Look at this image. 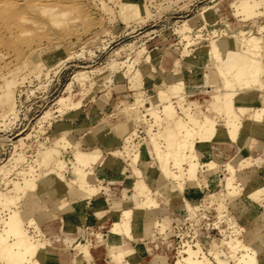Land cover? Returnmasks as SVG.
Segmentation results:
<instances>
[{
	"label": "rangeland",
	"instance_id": "374dc122",
	"mask_svg": "<svg viewBox=\"0 0 264 264\" xmlns=\"http://www.w3.org/2000/svg\"><path fill=\"white\" fill-rule=\"evenodd\" d=\"M5 1L6 9L0 11V193L6 195L16 193L12 191L11 181H21L23 175L29 173L37 183L40 181L45 171L40 163V152L45 147H54L53 139L66 133L88 155L96 150L102 153L100 159L90 158L94 166L92 170L99 179L96 181L98 186H115V191H111L117 195L124 187L130 189L135 180L142 179L136 171L145 168L140 161L132 165L128 151L148 146L149 127L150 132L158 129L153 122L150 126V116L146 110L158 100V87L167 88L173 81L184 82L179 99L173 98L178 113L182 115L178 106L182 102L190 109H202L218 123L216 127L223 130L221 124L226 123L225 109L230 102L223 97L227 87L221 78L220 68L233 61L229 74L238 82L236 91L246 90L248 85L243 82L246 73L233 74L235 60L240 59L241 54L238 56L231 52L247 48L243 37L249 33L254 32L257 36L264 34V0H142V11L137 13L130 7L123 8L122 0ZM242 2L251 7H240ZM204 8L205 13L199 18L196 14ZM63 9H67L68 13L62 21L54 23ZM19 16H27L30 20L16 27L14 22ZM239 28H242V32L234 34ZM20 30L26 31L20 33ZM211 41L217 48L215 55H208L204 63L199 62V51ZM261 59L262 82L249 85L253 89L243 100L251 101L252 107L240 112L242 116L253 117L264 100V58ZM192 68H197L196 74H191ZM204 70L209 73L205 81L201 79ZM212 95L215 96V103L212 110L206 111ZM60 97L67 98V105L58 102ZM137 100H142L138 104L140 113L123 109L124 103ZM127 113H132L133 117L137 114L138 117L124 119ZM123 119L126 129L134 127V131H129V142L121 145L118 153H113L112 147H107L105 142L120 138L113 125ZM110 124L108 128L106 125ZM139 127L146 134L144 138L141 137L143 131L137 133ZM254 141L252 139L250 147H253ZM62 143L58 147L64 165L59 171L71 181L75 179L71 170L73 165H77L74 158L77 148ZM164 145L161 149H164ZM102 147L103 150L100 149ZM226 150L214 151L208 156L196 149L199 163L196 181L202 191L192 194L201 198L200 205L193 207L185 200L161 205L156 201V205L144 215V220L149 219L151 227L152 219L155 221L158 234L166 230L171 239L169 247L159 243L153 249L162 254L163 264L181 256L186 243H199L202 251L208 255V249L215 250L224 234L242 238L244 228H248L243 234L245 239L257 235L260 238L258 241L264 245V223L261 218L254 212L247 217L248 207L238 196L233 199L234 204H225L224 196L230 190L226 187V179L230 174L224 162L237 151L232 146ZM242 152L252 157V164L237 172L235 184L239 188L230 190V193L243 192L263 182L260 185V203L264 209V149L256 152L242 149ZM149 165L158 168L159 162L152 159ZM100 166L106 170L99 171ZM123 168L133 175L128 185L112 176L105 182L104 174L124 173ZM171 181L174 182L173 178ZM149 187L153 193V186ZM60 192L35 188L24 196L20 195L16 203L22 213L34 215L36 221L40 222L48 215L38 210L36 196L55 199ZM95 193L90 195L88 202L97 196L107 201L112 199L107 196L105 188H98ZM133 201L130 199L126 204L131 205ZM205 202L208 206H203ZM75 208L82 222L84 215L94 214L85 208L83 197ZM218 209H225L227 215L216 227L214 222ZM111 211L115 212L114 209ZM107 212L104 210L92 216L100 225L96 226V231L108 234L109 240H113L116 248H119L116 260L123 264L137 258L134 262L132 260L133 264H150L153 254L136 249V240L110 233L108 225L115 215ZM5 213L4 207L0 206V222ZM29 221L27 219L23 226L28 234H37ZM150 236H144V245L153 244ZM179 236H182V244L177 250L175 246ZM187 236L192 238H184ZM126 249L131 252H124Z\"/></svg>",
	"mask_w": 264,
	"mask_h": 264
},
{
	"label": "bare ground",
	"instance_id": "6f19581e",
	"mask_svg": "<svg viewBox=\"0 0 264 264\" xmlns=\"http://www.w3.org/2000/svg\"><path fill=\"white\" fill-rule=\"evenodd\" d=\"M122 1L123 8L130 7L136 13L142 11V0ZM0 2L2 3H0V11H5L6 1L0 0ZM240 7L247 8L251 7V5L242 2ZM205 8L196 14L199 18L203 17ZM67 13V9L61 10L58 18L53 22L57 23L62 21ZM18 14L20 13L18 12ZM28 20L30 18L27 16H19L14 24L16 27H20V25ZM24 31L26 30H20V33ZM241 32L242 28H239L234 34L238 35ZM243 40L248 44L247 48L241 51L236 49L231 53L233 55L239 54L238 56L241 54V58L237 59L240 61L237 62L235 60L236 65L233 67V74L246 73L243 81L248 85L246 90L241 92L236 91V84L238 82L232 78L233 75L229 74V69L234 64L233 61L225 63L224 68H220L221 78L227 87V91L223 94V97L227 102H230L225 109L227 117L226 123L225 125L221 124L223 130L216 127L218 123L214 122V119L212 120L210 115L202 109H190L182 102L178 105L182 115L178 113L175 99L173 100V98L179 99L181 96L180 92L185 86L184 82L173 81L167 88L158 87V100L152 102L150 107L146 109L150 116V119H148L151 123L150 126L154 123L158 126V129L156 132H150L151 128L149 127L150 139L147 142L148 146H143L141 149H136L132 152L130 150L128 151L131 164L135 165L140 161L141 165L145 168L143 171H136L138 175L142 176V179L135 180L134 186L131 184L130 189L128 187L121 189L119 195L111 191L116 188L115 186L107 184L106 187H103L106 189L107 196L112 199L111 201L99 199L98 202L107 201V208L114 209L115 211L112 212L109 210L107 212L108 214L115 215V218L108 225L110 233L136 240L135 248L139 249L140 252L153 254V249L159 243H164L167 247L170 244L171 239L166 234V230L158 234L155 221L152 219L151 227L148 221L149 219L144 220V215L156 205V201L160 205L165 202H172L173 204V202L180 200H185L188 205L193 207L199 204L201 198L192 194L198 190L202 191L199 187V182L196 181L198 179L197 170L199 164L196 149L204 151L208 156L214 151L225 152L231 146L237 150L224 162L230 174V177L226 179V187L230 190L239 188V185L235 184L237 172L252 164L250 162L252 157L243 153L242 149L245 142H248L250 145L252 139H255L254 135L260 134L264 136V100L261 106L255 110L253 117L242 116L240 112L252 107L251 101L243 100L250 93V90L253 89L249 85L262 82L263 68L260 59L264 58V34L257 36L254 32H251L247 36H244ZM215 48L214 41H211L206 48H202L199 51L198 61L204 63L208 55H215ZM227 54L230 56L229 53ZM192 70L191 74H196L197 68H192ZM208 77L209 73L207 70L201 72L202 80L205 81ZM66 101L67 98L64 97L58 99V102L63 105H67ZM141 101L126 102L124 103L123 109L129 108L133 109L136 113H140L138 104ZM236 102L237 104H235ZM214 103L215 96L212 95L206 111L212 110ZM75 105L73 104V106ZM135 117H138L137 114L136 116L134 114L133 117L132 113H127L124 119L129 118L132 120ZM124 119L119 120L113 125V128H116V132L120 135V138H111L105 142L107 147H112L111 150L113 153L116 151L118 153L121 145L129 142V131H134V127H131V130L126 129L127 125ZM140 130L143 131L139 127L137 130L138 134ZM143 133L141 135L142 138L146 135L144 131ZM53 140L55 142L54 147H45L40 152V163L45 169L40 181L37 183L36 178L31 177L28 173L22 176L21 181H11L12 191L16 192L14 195L0 193V206H3L6 210L5 216L0 222V261L2 264H47L44 262V259L49 258L51 260L50 264H55L53 256L56 252L54 248L58 247L59 264H86L82 254L88 255L90 246H95L102 242L107 247V253L105 255L106 264H120L116 260V251L119 248H116L115 242L109 240L108 234L96 231V226L100 225L92 215L86 216V219L83 220L84 222L80 221L78 211L75 208L82 197L84 201H87L90 195H93L98 188L103 189L101 185L98 186L96 184V181L99 179L95 176L92 170L94 166L90 162L91 157H94L95 160L100 159L102 153L100 150H96L93 154L88 155L71 138V135L67 133L60 134ZM135 141L138 142V140ZM65 142L77 148L74 157L77 165H73L71 170L75 179L71 181H68L59 171L64 165V160L59 156L60 150L58 146L61 143L65 144ZM162 144H165L164 149H161ZM152 159L158 160V168L149 165V160ZM213 163L216 162L214 161ZM105 170L103 166L99 167V171L102 172ZM123 172L104 174L103 178L107 182L108 177L112 176L113 179H120L124 185H128L129 178L133 177V175L124 168ZM239 176L241 177V174ZM171 178H173L174 182L171 181ZM187 183L191 184L187 185ZM262 183L255 184L243 192L230 193L229 190L224 196L225 204H234L233 199L238 196L248 207L245 215L248 217L254 212L264 223V209H262L260 203L262 199L260 196V185ZM149 185L153 186V193ZM35 188L48 192L61 190L59 197L55 199H50L43 195L36 196L35 203L37 204L38 210L48 215L47 218L40 222L36 221L34 215L22 213L16 203V199H19L25 193ZM206 189H209V186H206ZM130 199L134 201L131 205H127L126 203ZM123 203L124 205H122ZM207 204L205 202L203 206H208ZM95 213L99 215L102 211H96ZM104 215L98 218L100 219ZM226 215L227 212L225 209H218L214 222L215 225L217 224L216 227L218 223L224 220ZM185 216L187 217V215ZM27 219L33 224L36 230L35 232H37L35 234L36 236L28 234L26 228L23 226ZM230 220L232 223V218ZM247 229L244 228L242 238H238L232 234H222L223 238L221 243L216 245L217 248L215 250L208 249V255L213 260L202 251L199 243H195L194 245L186 243L183 254L178 257L176 256L173 261L166 264H264V245L261 241H258L260 238H257V235L245 239L243 234L247 232ZM223 233H225L224 230ZM149 235H151L149 238L153 241V244L144 245V236ZM158 238L159 240H157ZM41 245L45 246L39 248ZM124 252L130 253L131 250L126 249ZM132 260L134 262L137 258ZM132 260H124L125 262L123 264H133ZM231 260H234V262L231 263ZM163 261L164 257L162 254L155 253L150 264H163Z\"/></svg>",
	"mask_w": 264,
	"mask_h": 264
},
{
	"label": "crops",
	"instance_id": "0c3cea01",
	"mask_svg": "<svg viewBox=\"0 0 264 264\" xmlns=\"http://www.w3.org/2000/svg\"><path fill=\"white\" fill-rule=\"evenodd\" d=\"M112 124H110L109 126L106 125L108 128H110ZM255 141L253 143V147H250L249 143L245 142L243 144V149L251 152V151H257L258 149H264V136L260 135V134H256L254 135ZM95 143H99L98 141H96ZM100 144V143H99ZM101 145V144H100ZM95 146V145H94ZM92 146V147H94ZM102 146V145H101ZM246 147V148H245ZM101 150H103V147L100 148ZM92 197V196H91ZM102 198V196H97L91 199V201H84V206L87 209V211L89 210L90 213H94L92 215H95L96 211H104L107 210L109 211V209L107 208V201H100L97 202V199ZM105 202V206H102V204ZM100 203V204H99ZM96 205H100L99 207H96ZM152 208V207H151ZM91 215V214H90ZM84 220L86 219L87 215H84ZM105 233V232H104ZM133 244V242H131ZM45 245H41L39 246V248L44 247ZM105 248V249H104ZM55 255L53 256L54 262L55 264H59V260H58V247H55ZM155 253H160V251H158L157 249L153 251ZM106 247L101 243L95 245V246H90L89 250H88V255H84L82 254V257L84 258L86 264H106L105 262V258H106ZM45 263H51V260L49 258L44 259ZM139 262V260H138Z\"/></svg>",
	"mask_w": 264,
	"mask_h": 264
},
{
	"label": "built area",
	"instance_id": "2783aa9c",
	"mask_svg": "<svg viewBox=\"0 0 264 264\" xmlns=\"http://www.w3.org/2000/svg\"><path fill=\"white\" fill-rule=\"evenodd\" d=\"M139 132H141V130L139 131ZM181 237L182 236H179V238L178 239H176L177 241H176V249L178 248V249H180L181 248ZM184 238H187V239H191L192 237L191 236H187V237H184Z\"/></svg>",
	"mask_w": 264,
	"mask_h": 264
}]
</instances>
